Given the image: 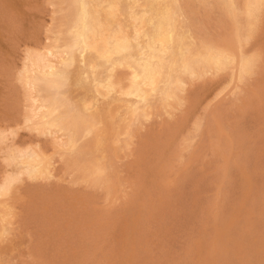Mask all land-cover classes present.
Instances as JSON below:
<instances>
[{
    "label": "rangeland",
    "instance_id": "rangeland-1",
    "mask_svg": "<svg viewBox=\"0 0 264 264\" xmlns=\"http://www.w3.org/2000/svg\"><path fill=\"white\" fill-rule=\"evenodd\" d=\"M196 12L199 38H229L217 8ZM57 17L50 0H0V127L51 164L10 198L1 264H264V32L242 45L259 56L243 80L234 66L188 83L184 106L106 154L107 190L78 181L53 139L21 123L25 51L49 42ZM3 166L0 154V177Z\"/></svg>",
    "mask_w": 264,
    "mask_h": 264
},
{
    "label": "bare ground",
    "instance_id": "bare-ground-1",
    "mask_svg": "<svg viewBox=\"0 0 264 264\" xmlns=\"http://www.w3.org/2000/svg\"><path fill=\"white\" fill-rule=\"evenodd\" d=\"M50 2L58 17L46 35L49 42L38 41L25 51L17 76L21 123L51 137L65 168L92 187L111 188L106 154L128 146L153 114L170 116L184 106L188 83L234 66L241 81L259 58L243 53L242 45L264 32V0ZM197 7L217 8L223 24H230L229 38H199ZM18 130L0 127V238L11 231L10 198L17 185L51 174L44 153L17 145ZM123 257L130 263V256Z\"/></svg>",
    "mask_w": 264,
    "mask_h": 264
}]
</instances>
